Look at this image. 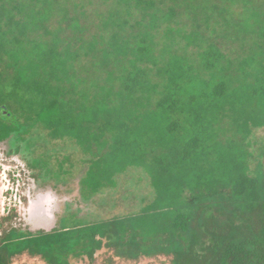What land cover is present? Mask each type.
Here are the masks:
<instances>
[{
    "label": "trees",
    "instance_id": "trees-1",
    "mask_svg": "<svg viewBox=\"0 0 264 264\" xmlns=\"http://www.w3.org/2000/svg\"><path fill=\"white\" fill-rule=\"evenodd\" d=\"M260 130L264 0H0V146H71L85 201L132 170L152 191L104 220L10 224L0 264H264Z\"/></svg>",
    "mask_w": 264,
    "mask_h": 264
},
{
    "label": "rangeland",
    "instance_id": "rangeland-1",
    "mask_svg": "<svg viewBox=\"0 0 264 264\" xmlns=\"http://www.w3.org/2000/svg\"><path fill=\"white\" fill-rule=\"evenodd\" d=\"M32 136L36 135L27 136L14 145L0 146V238L10 224L32 233L52 231L71 216L80 222L104 220L138 210L151 199L152 191L147 180L142 179L143 173L132 170L117 177L114 189L85 201L80 184L85 167L78 161L80 154L69 145L57 142L55 147L31 139ZM256 141L253 148L258 151L264 147V130L256 133ZM65 157L68 160L59 167ZM12 210L16 211V216L11 221H3ZM107 258H112V263ZM83 260L71 264H169L163 257L129 262L114 256L112 250L107 253L106 249L97 252L93 263ZM13 264L45 263L24 253L16 257Z\"/></svg>",
    "mask_w": 264,
    "mask_h": 264
}]
</instances>
